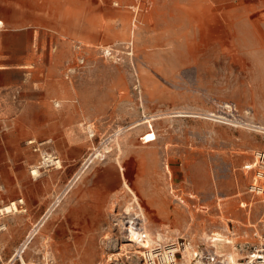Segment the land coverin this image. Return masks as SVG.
I'll use <instances>...</instances> for the list:
<instances>
[{
    "label": "rangeland",
    "instance_id": "374dc122",
    "mask_svg": "<svg viewBox=\"0 0 264 264\" xmlns=\"http://www.w3.org/2000/svg\"><path fill=\"white\" fill-rule=\"evenodd\" d=\"M0 6L30 57L27 97L0 119V209L22 200L26 210L0 215V264L59 197L26 245V264H143V231L216 252L227 241L243 258L264 234V195L252 192L264 183V0ZM30 140L63 168L34 177L43 152Z\"/></svg>",
    "mask_w": 264,
    "mask_h": 264
},
{
    "label": "built area",
    "instance_id": "2783aa9c",
    "mask_svg": "<svg viewBox=\"0 0 264 264\" xmlns=\"http://www.w3.org/2000/svg\"><path fill=\"white\" fill-rule=\"evenodd\" d=\"M77 50L81 51L82 46L77 45ZM130 52L133 51V45L128 46ZM103 52L106 56H112L115 50L112 47H104ZM131 56V53L129 54ZM78 66L84 67L86 59L82 55L78 58ZM77 71L76 67H68L67 74L70 77ZM18 94V93H17ZM30 146H33L34 152H43L42 161L39 165V170L43 171L47 168H58L59 158L48 150H45L46 143H37L29 141ZM253 185L252 192L264 193V183L256 187ZM257 190V191H256ZM261 191V192H259ZM147 234H143L142 240H147ZM254 236L258 239L255 243H245L247 254L233 262L224 254L217 253L213 248L207 249L196 247L191 241L182 240L173 243L164 244L162 241H154L152 249H148L146 256L143 257V264H264V234ZM240 247H243L239 245ZM237 247V246H236ZM39 264H56L51 257H43Z\"/></svg>",
    "mask_w": 264,
    "mask_h": 264
},
{
    "label": "crops",
    "instance_id": "0c3cea01",
    "mask_svg": "<svg viewBox=\"0 0 264 264\" xmlns=\"http://www.w3.org/2000/svg\"><path fill=\"white\" fill-rule=\"evenodd\" d=\"M5 1L9 0H0V3L2 4ZM2 18L6 19L9 25L6 30H2L4 27V23L2 22V20L0 21V119L2 117L4 109H19V99L22 97H27V93H25V90L28 74L27 70L29 67L28 63L30 62V57L26 49L22 52H20L18 49V40L20 32L17 28H14V26L16 27V24H14L15 21H13V19L8 20L6 11H4L3 6H0V19ZM31 147L33 150V146ZM16 156L17 157L12 160L17 163H20L22 161L21 157H19V155ZM90 161L91 158L88 159V162ZM34 167L36 166H33V168ZM62 168L63 167L61 166V168L58 169ZM16 172L18 174L20 173L18 168ZM39 176H41V173ZM73 184H75V182H72V185ZM21 201L22 200H20V202ZM60 202L61 199L59 197L56 203L53 204L52 207L41 218L40 222L34 226V228L32 229L33 233H31L27 237L26 242L23 244V248L26 247L30 240L35 239V237L37 236L36 233H38L40 228H42L47 223V221L52 216V214L58 207L57 205H59ZM22 212L24 211L18 210L17 212H15V214H22ZM13 259H15V256L5 264H12ZM24 262L26 264L25 260Z\"/></svg>",
    "mask_w": 264,
    "mask_h": 264
},
{
    "label": "bare ground",
    "instance_id": "6f19581e",
    "mask_svg": "<svg viewBox=\"0 0 264 264\" xmlns=\"http://www.w3.org/2000/svg\"><path fill=\"white\" fill-rule=\"evenodd\" d=\"M251 128V130L253 129L254 131H255V126H250ZM89 132L91 133V138H93L94 136H95V134L93 133V130H89ZM117 135H119V134H117ZM115 140V139H114ZM261 154H258L257 155V159L259 160L260 158L262 159V160H264V156H260ZM93 156H99V153H98V150L96 151V153H94L93 154ZM91 159H92V156L90 157ZM260 161V160H259ZM259 161H257V163H259ZM59 163H60V161H59ZM59 163H58V168H61V165H59ZM40 165V164H39ZM39 165H37L36 167H34L33 168V170L31 171V174L34 176V177H38L39 175H40V173H41V170H39ZM257 164H249L248 165V168L249 169H254L255 168V166H256ZM258 178H260V179H262V180H264V170L263 171H261V174L258 176ZM125 187H126V189H128L134 196H135V193L133 192V190L127 185V183H125ZM256 188V187H255ZM257 191V190H256ZM259 192H261V191H259ZM259 194H262V195H264V193L263 192H261V193H259ZM23 203V201H18V202H11V204L10 205H7V206H5V207H3V208H1L0 209V215H4V214H12V215H14L15 214V212H17L18 210H20V211H24L23 213H25L26 212V210H24L22 207H20L19 206V204H22ZM18 209V210H17ZM3 230H5V227H0V232L1 231H3ZM141 231V230H140ZM144 232V233H143ZM142 233L143 234H146L145 232L146 231H143ZM143 234L140 236V237H143ZM139 235V234H138ZM146 237H147V240L145 241V240H142V238L141 239H139V237H138V242L141 244L140 245V247L141 248H143V249H145V251L143 252L144 254H142V256H146V254H147V251H148V249H152L153 248V245H154V240L152 239V238H150V236H149V234H147L146 235ZM159 238H160V236H159ZM228 242L227 241H224L223 242V245H222V247H221V249H220V252H217V253H219V254H224V255H226L227 257H229V259H231L233 262H236L237 260H239V259H241V255H240V253L238 252V248L235 246L234 247V245H233V248H234V250H235V252H233V253H228L227 252V249H226V247H225V245L227 244ZM232 245V244H231ZM25 250H26V247L25 248H23V245H22V247L17 251V253H16V255H15V259L16 260H20V262L22 263V264H25V262H24V260H23V254H24V252H25ZM147 250V251H146ZM234 255V257H235V259H232L231 258V255ZM117 256H119V255H117ZM46 257V256H45ZM15 259H13V261H12V263L14 262V260Z\"/></svg>",
    "mask_w": 264,
    "mask_h": 264
}]
</instances>
